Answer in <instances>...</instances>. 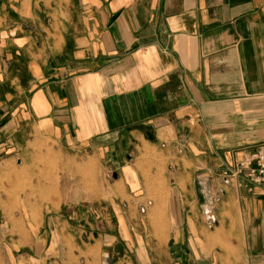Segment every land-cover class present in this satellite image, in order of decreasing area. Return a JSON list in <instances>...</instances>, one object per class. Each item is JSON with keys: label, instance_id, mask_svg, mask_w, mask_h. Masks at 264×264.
<instances>
[{"label": "crops", "instance_id": "crops-1", "mask_svg": "<svg viewBox=\"0 0 264 264\" xmlns=\"http://www.w3.org/2000/svg\"><path fill=\"white\" fill-rule=\"evenodd\" d=\"M259 122L264 0H0V163L14 149L22 160L21 148L48 138L66 168L62 200L40 206L47 209L40 242L60 234L84 244L80 210L104 204L113 213L102 211L108 233L103 228L95 240L104 251L122 245L121 264H163L170 242L184 264L186 241L196 259L208 258L202 264H264L263 186L233 178L214 227L201 214L207 199L216 201L218 172L264 141L255 132L237 142L248 147L218 151L214 124ZM153 148L174 184L160 260L148 252L155 236L137 229L133 215L146 201L135 161ZM88 160L109 168L110 196L88 195L70 179ZM217 234L229 253L212 249Z\"/></svg>", "mask_w": 264, "mask_h": 264}, {"label": "rangeland", "instance_id": "rangeland-1", "mask_svg": "<svg viewBox=\"0 0 264 264\" xmlns=\"http://www.w3.org/2000/svg\"><path fill=\"white\" fill-rule=\"evenodd\" d=\"M212 131L218 151L233 150L236 152L249 146L244 143L238 144L237 142H242L238 140L252 138L251 134L255 132L264 134V124L260 122L259 124H245L242 128L230 125L226 130L223 129V124H214ZM261 143L263 145L264 141ZM34 151H36V156H34ZM16 152L17 150L14 149L9 153L13 156L12 160L0 163V264H121L118 258L124 253L122 245L104 251L101 242L95 240L97 232L105 229L108 233V222H105L101 213L105 211L109 214L106 217L110 219L113 210L100 209L104 204H94L87 209L80 210L82 213L80 224L85 232L83 233L84 244L71 237L66 240L60 234H57L53 241L51 240L52 242L47 241L46 244L38 240L39 229L45 227L43 212L47 210L41 209L40 206L43 202L56 200L59 203L62 200L63 184L67 180L66 168L59 151L49 144L48 138L42 143L37 142L36 146L29 142L21 148L18 151L23 154L19 155L22 158L20 161L17 159ZM235 162L218 172V185L214 186L215 197L213 198L216 201L211 203L207 199L205 210L201 209L204 218L207 217V209L213 216V221H210L207 226L214 227L216 205L223 198V189L233 179L225 172L234 168ZM135 166L142 170L146 201L135 212L133 211V215L141 224L137 229L155 236V240L147 243V246L151 247V251L148 249V252H153L155 258L160 260L161 258L156 257V253L162 252L160 244L166 243L162 239L168 233V228L169 233L171 231V214L166 201L173 195L174 184L171 182L173 178L164 175V169H167L164 156L154 148L140 154L135 161ZM77 167L80 172L79 178L76 180L72 176L70 179L75 185L78 181L88 195H95L97 190H101L105 197L113 193V175L109 168L100 161L88 160L82 164H75L74 168ZM149 200L153 203L148 202ZM72 225L76 224L72 223ZM75 230L76 234L79 233L75 228L73 232ZM89 235L91 237L87 238ZM214 237L216 238H212V249L218 245L220 251L229 253L231 248L226 245L224 236L217 234ZM187 244L186 241L184 264H202L201 260L208 261V258L196 259ZM167 247L171 256L168 258L163 256L161 261L163 264H177L176 243L170 242ZM41 249L51 256L48 255L47 258L41 260L39 255Z\"/></svg>", "mask_w": 264, "mask_h": 264}, {"label": "built area", "instance_id": "built-area-1", "mask_svg": "<svg viewBox=\"0 0 264 264\" xmlns=\"http://www.w3.org/2000/svg\"><path fill=\"white\" fill-rule=\"evenodd\" d=\"M225 174L231 178L243 176L250 183L264 187V144L237 160L235 167L227 170ZM206 214L213 221V216L208 209Z\"/></svg>", "mask_w": 264, "mask_h": 264}]
</instances>
